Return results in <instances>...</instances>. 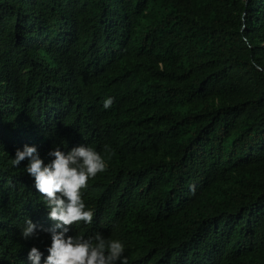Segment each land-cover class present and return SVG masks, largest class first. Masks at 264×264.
I'll return each instance as SVG.
<instances>
[{
    "label": "trees",
    "instance_id": "obj_1",
    "mask_svg": "<svg viewBox=\"0 0 264 264\" xmlns=\"http://www.w3.org/2000/svg\"><path fill=\"white\" fill-rule=\"evenodd\" d=\"M81 143L111 156L68 235L120 238L128 264H264V0H0V264L46 257L20 227L54 223L15 150Z\"/></svg>",
    "mask_w": 264,
    "mask_h": 264
},
{
    "label": "clouds",
    "instance_id": "obj_2",
    "mask_svg": "<svg viewBox=\"0 0 264 264\" xmlns=\"http://www.w3.org/2000/svg\"><path fill=\"white\" fill-rule=\"evenodd\" d=\"M113 102V96H105L102 107L109 109ZM66 148L67 145L62 148L55 144L49 149L50 159L46 162L37 145L25 144L15 150L11 159L12 166L27 161L24 171L34 180V188L41 194L47 216L54 222L44 227L30 216L25 218L19 232L23 239L38 238V229L48 232L51 239L47 256L33 244L28 250L26 264H128L126 244L120 238L105 236L102 232L78 231L68 235L69 226L92 223L94 210L86 205L83 189L91 178L106 171L111 149L105 145L102 153L85 143Z\"/></svg>",
    "mask_w": 264,
    "mask_h": 264
}]
</instances>
